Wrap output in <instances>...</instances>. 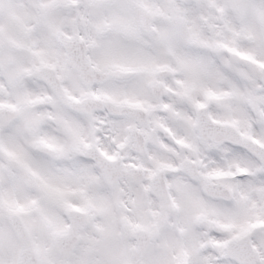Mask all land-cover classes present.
Wrapping results in <instances>:
<instances>
[{"label": "snow or ice", "instance_id": "snow-or-ice-1", "mask_svg": "<svg viewBox=\"0 0 264 264\" xmlns=\"http://www.w3.org/2000/svg\"><path fill=\"white\" fill-rule=\"evenodd\" d=\"M0 264H264V0H0Z\"/></svg>", "mask_w": 264, "mask_h": 264}, {"label": "clouds", "instance_id": "clouds-1", "mask_svg": "<svg viewBox=\"0 0 264 264\" xmlns=\"http://www.w3.org/2000/svg\"><path fill=\"white\" fill-rule=\"evenodd\" d=\"M171 75V74H168ZM159 92V89H157V93ZM217 115H219L221 118H224V110L223 109H217ZM206 123L212 127H217L216 125H214V122H212L207 116L204 117ZM221 129H224L226 131H231L230 128H228V126L226 125H219L218 126ZM161 135V131L159 128H157L154 133H153V137L154 139L152 141H150V146H151V150L153 152H155L160 158L162 159H172V160H177L178 158L176 157L175 153L168 151L166 149H163L162 146L159 144V141L157 139H155V137H159ZM140 142H143V137L142 135L139 138ZM135 149V145H130L129 146V151L133 152L134 154H139V153H135L134 152Z\"/></svg>", "mask_w": 264, "mask_h": 264}]
</instances>
